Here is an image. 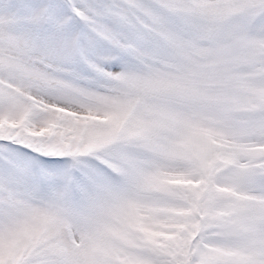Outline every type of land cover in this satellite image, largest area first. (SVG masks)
<instances>
[{
  "label": "snow or ice",
  "instance_id": "obj_1",
  "mask_svg": "<svg viewBox=\"0 0 264 264\" xmlns=\"http://www.w3.org/2000/svg\"><path fill=\"white\" fill-rule=\"evenodd\" d=\"M0 264H264V0H0Z\"/></svg>",
  "mask_w": 264,
  "mask_h": 264
}]
</instances>
